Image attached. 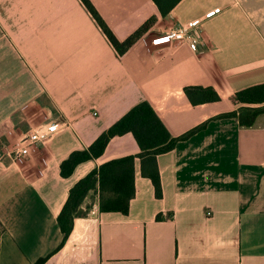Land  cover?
I'll return each instance as SVG.
<instances>
[{"label":"crops","instance_id":"crops-1","mask_svg":"<svg viewBox=\"0 0 264 264\" xmlns=\"http://www.w3.org/2000/svg\"><path fill=\"white\" fill-rule=\"evenodd\" d=\"M92 1L121 40L157 20L119 54L82 0H0V264H264V113L252 126L219 116L241 106L236 91L264 82V0H181L166 16L153 0ZM205 14L198 47L153 43ZM191 84L222 98L193 104ZM143 100L174 136L197 128L158 155L163 196L137 158L129 213L102 211L92 191L59 248L71 187L140 146L127 132L69 176L62 162ZM50 120L67 125L14 159Z\"/></svg>","mask_w":264,"mask_h":264},{"label":"trees","instance_id":"trees-1","mask_svg":"<svg viewBox=\"0 0 264 264\" xmlns=\"http://www.w3.org/2000/svg\"><path fill=\"white\" fill-rule=\"evenodd\" d=\"M153 1L158 6L161 14L166 16L181 0ZM82 2L119 54L126 53L157 20L155 15L151 16L126 39L121 40L92 0H82ZM185 92L193 104L217 101L222 98L219 91L212 85H187ZM233 99L236 103H241V106L219 116H234L238 118L241 125H254L258 116L264 113V82L236 91ZM196 129H192L181 136H174L153 105L148 100H143L105 129L91 145L84 149L74 150L61 164L63 176L71 175L80 162L101 156L110 140L117 135L132 132L140 146V152L137 154H130L104 162L71 187L69 197L58 216V222L64 235L59 248L71 234L75 218L87 215L92 208V204L83 207L86 198L92 191L99 194L100 209L102 211L129 213L131 200L137 192L135 179L137 158L141 159L142 173L152 179L156 196L161 198L163 196V185L158 155L173 149L180 139L187 138ZM157 218H164V214H158ZM3 229L4 227L0 221V246ZM46 259L47 257H42L35 264H43Z\"/></svg>","mask_w":264,"mask_h":264},{"label":"built area","instance_id":"built-area-1","mask_svg":"<svg viewBox=\"0 0 264 264\" xmlns=\"http://www.w3.org/2000/svg\"><path fill=\"white\" fill-rule=\"evenodd\" d=\"M208 16V14H205L200 19H190L180 26L158 32L153 36L152 41L155 44L186 41L192 46L198 47L201 39L199 24ZM66 125L67 122L62 120H50L33 125L26 134L24 141L13 149V158L16 160L21 159L30 152L31 145L46 140L53 133L63 129Z\"/></svg>","mask_w":264,"mask_h":264},{"label":"rangeland","instance_id":"rangeland-1","mask_svg":"<svg viewBox=\"0 0 264 264\" xmlns=\"http://www.w3.org/2000/svg\"><path fill=\"white\" fill-rule=\"evenodd\" d=\"M91 198H92L91 201H93V196H91Z\"/></svg>","mask_w":264,"mask_h":264}]
</instances>
